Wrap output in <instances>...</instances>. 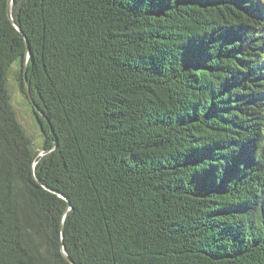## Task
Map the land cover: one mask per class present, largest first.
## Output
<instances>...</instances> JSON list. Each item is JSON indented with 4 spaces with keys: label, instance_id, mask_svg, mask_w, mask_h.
Here are the masks:
<instances>
[{
    "label": "trees",
    "instance_id": "obj_1",
    "mask_svg": "<svg viewBox=\"0 0 264 264\" xmlns=\"http://www.w3.org/2000/svg\"><path fill=\"white\" fill-rule=\"evenodd\" d=\"M11 8L0 264H264L263 1ZM16 63L41 149L12 105Z\"/></svg>",
    "mask_w": 264,
    "mask_h": 264
},
{
    "label": "rangeland",
    "instance_id": "obj_2",
    "mask_svg": "<svg viewBox=\"0 0 264 264\" xmlns=\"http://www.w3.org/2000/svg\"><path fill=\"white\" fill-rule=\"evenodd\" d=\"M264 3V0H262ZM19 66L16 63L9 75V91L12 98V105L16 112L17 118L26 130L28 136L32 139L35 147L42 148L43 135L41 126L36 116L38 111L25 92L21 89L18 79ZM42 154V151L40 152Z\"/></svg>",
    "mask_w": 264,
    "mask_h": 264
},
{
    "label": "water",
    "instance_id": "obj_3",
    "mask_svg": "<svg viewBox=\"0 0 264 264\" xmlns=\"http://www.w3.org/2000/svg\"><path fill=\"white\" fill-rule=\"evenodd\" d=\"M12 2H13V0H9V15H10V17L12 18V8H11V6H12ZM14 23H15V21H14ZM18 27V29H20V27L19 26H17ZM27 47H29V42L27 41ZM27 90H28V93H30V91H29V88H28V86H27ZM37 109V108H36ZM41 151H43V150H39V151H37V153L35 154V159L40 155V152ZM63 253H64V255H65V257L69 260V261H71L72 263H74V261L72 260V258L68 255V253L66 252V250H65V248H64V246H63Z\"/></svg>",
    "mask_w": 264,
    "mask_h": 264
}]
</instances>
